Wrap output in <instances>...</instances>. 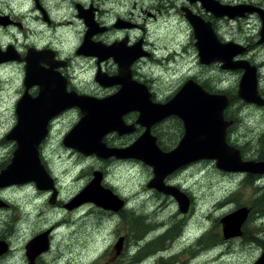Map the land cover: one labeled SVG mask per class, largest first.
I'll use <instances>...</instances> for the list:
<instances>
[{
  "label": "clouds",
  "instance_id": "clouds-1",
  "mask_svg": "<svg viewBox=\"0 0 264 264\" xmlns=\"http://www.w3.org/2000/svg\"><path fill=\"white\" fill-rule=\"evenodd\" d=\"M205 3L232 10L231 14L216 15ZM82 11L90 12L92 23L105 30L88 37L89 44L127 50L139 46L141 54L127 65L126 72L130 82L144 90L151 108H168L190 85L199 90L207 86L209 97L216 99L239 93L230 105L234 113L231 131L225 127L223 110L219 112L222 148L239 167L222 175L221 170L229 168L216 155L207 163L189 164L171 179L163 175L157 186L154 165L115 154L137 142L126 140L117 129L105 132L99 140L108 155L66 145L64 141L86 118L78 104H71L47 121L48 139L43 142L44 135L35 145L36 160L50 186L32 177L4 183L21 149L20 140L12 135L20 126L19 104L25 94L36 100L41 91L39 84L28 87L25 83L30 51L51 54L57 66L43 61L39 66L65 81L66 95L97 102L114 95L98 77L120 76L121 65L114 56L101 59L80 51L91 30ZM188 13L210 22L219 48L244 49L232 62L251 61L264 86V0H0V202L4 205L0 206V264H108L110 260L182 264L184 259L188 264H264V214L257 211L248 222L251 239L233 231V220L249 201L264 197V176L251 187L244 185L250 168L264 170V103L249 102L240 95L243 74L226 67L225 60H205ZM10 49L19 59H4ZM29 88L37 90V95L30 97ZM117 88L122 90L123 84ZM137 115L140 121V109ZM178 120L184 124L182 132ZM139 124L146 130L154 127L156 141L174 152L183 141L178 138L187 135L184 120L173 112L158 124ZM105 135L111 141L108 146ZM106 159L111 163L105 164ZM90 168L94 175H82ZM93 183L122 202L123 211L144 217L145 224L156 227L139 239L132 233L122 251L118 230L124 218L118 211L98 216L100 204L81 199ZM242 192L248 199L238 204L234 197ZM184 194L195 201L191 216L180 199H185ZM179 221L185 222L179 236L168 239L165 248L136 259ZM217 225L223 238L204 246L202 241Z\"/></svg>",
  "mask_w": 264,
  "mask_h": 264
},
{
  "label": "water",
  "instance_id": "water-1",
  "mask_svg": "<svg viewBox=\"0 0 264 264\" xmlns=\"http://www.w3.org/2000/svg\"><path fill=\"white\" fill-rule=\"evenodd\" d=\"M204 6L214 11L216 15H220L223 12H230L231 14L232 11L221 9L211 3H205ZM189 15L188 13V18L197 28V35L200 37L199 47L201 49V55L205 60L214 58L223 59L225 60L226 67L231 68L233 71H241L244 83L240 95L249 100V102L264 103V101L259 100L261 97L258 94L257 83L256 87L254 85V80L257 82L256 68L248 61L240 60L233 63L231 60L234 55L243 53L244 50L234 46L219 48L215 44L214 37L210 32L211 24L203 21L201 17ZM85 49H87L86 45L81 51L83 52ZM119 49L118 47L105 49L100 45H96L93 48V51L95 50L96 52L95 55L100 56V53L104 52L105 57L109 55L114 56L121 65L120 76L111 79L104 76L98 77L100 83L106 87H112L119 83L123 84L122 90L109 96L105 101L97 102L87 98H76L74 95H66L64 85L62 87L60 86L61 88L58 87L59 90L56 89L54 93L47 92V90L42 88L36 100H32L25 94L18 107L20 126L12 134L20 140L21 149L16 154L17 158L13 162L12 167L5 173L3 177L4 183L32 177L38 179L42 185L48 184L50 186V182L47 181V177L43 174L36 160L35 145L46 133L45 122L71 104H78L85 111L86 118L70 133L64 143L66 145H72L84 153L96 151L102 156L109 154L105 151L104 146L99 143L100 138L105 132L117 129L121 135H124L133 131L134 126H128L123 121L125 114L129 112L137 113V109H140L142 111V117L140 121L138 117L136 124L141 127L143 126L139 122L141 124H150L151 122L155 124L163 118H168L172 112L179 115L185 122L187 135L185 137L182 135L181 139L183 141L177 151L174 152L173 149L168 152L161 151L155 143V137H152L149 133L150 128L146 130L143 127L145 131L139 137L142 138H137V142L132 148L128 150L122 148L119 152L115 153L125 158H141L146 163L154 165L157 172V180L153 183L157 184V186H159V179L163 175L168 177L183 166L198 160H210L212 156L216 155L222 156V166L229 168L221 171L229 172L239 167L235 159L223 150L221 143L223 125L219 122V112L221 110L224 112L227 106L226 97L223 99L210 98V93L203 88L199 90L190 85L168 108L153 109L147 103L144 90L134 83H131L129 74L126 72L127 65L131 63L137 54L127 55V53H123ZM12 58L17 59L15 55ZM34 67L35 62L28 60V76L25 81L28 87L34 80L36 73ZM237 98H239V93H237ZM35 116L42 117V124L39 125L36 122L40 121V119ZM181 123L184 127L182 121ZM227 125L229 127L231 122H228V124L225 123L226 128ZM39 130L41 131L40 133ZM35 133L38 136H34ZM92 174L94 175L95 173L93 172ZM249 174H264V170L250 168ZM96 175L98 180L99 174ZM162 191L174 190L162 189ZM81 199L95 200L100 204L99 206L102 209L109 211H118L122 207V202L98 188L96 183H93L82 195ZM180 199L184 200L186 213L189 208V199L186 195L185 199L183 197H180ZM77 202L74 201L73 204ZM0 206H4L3 202H0ZM249 211L247 207H244L241 214L233 220V231L237 234H241V225L246 221ZM120 243H122V239H120Z\"/></svg>",
  "mask_w": 264,
  "mask_h": 264
},
{
  "label": "flooded vegetation",
  "instance_id": "flooded-vegetation-1",
  "mask_svg": "<svg viewBox=\"0 0 264 264\" xmlns=\"http://www.w3.org/2000/svg\"><path fill=\"white\" fill-rule=\"evenodd\" d=\"M185 11H187V10H185ZM190 14V13H189ZM81 15L82 16H84L85 15V18H86V20H87V22H88V24H89V27H90V31H89V33L87 34V36H86V39H85V45H86V47H87V49H85V50H83V52L84 53H86V54H95L96 52H95V50L93 51V48H95L96 47V45H91V44H89L88 43V37H90L92 34H95V35H101L105 30L104 29H100V28H98V26H96L95 24H93L92 23V20H91V13L89 12V13H84L83 11L81 12ZM191 15V14H190ZM189 15V16H190ZM202 18V17H201ZM203 19V21H205V22H208V21H206L204 18H202ZM18 22V21H17ZM210 23V22H209ZM120 24L123 26L124 25V22H120ZM120 24H118L117 25V27H119V26H121ZM118 48H120L119 50H122V52L123 53H127V55H133V54H137V55H140L141 53L139 52V46L137 45V47L135 48V49H132V50H127V49H124L123 48V46H119ZM242 50H244V49H242ZM81 51V50H80ZM245 51V50H244ZM243 51V52H244ZM9 52H10V55L9 56H6V57H4V59H9V58H12L15 54L14 53H12L11 52V49L9 50ZM116 52V51H115ZM102 53V52H101ZM100 53V58L101 59H104V58H106L105 56H104V52L101 54ZM136 55V56H137ZM103 57V58H102ZM17 59H19L18 57H17ZM128 59V58H127ZM28 60L30 61V60H33L34 62H35V71H36V73H35V76H34V80H33V83L32 84H39L40 85V89H42V88H44L45 90H47V92H55L56 91V89H58V87H62V85H64L65 86V81L63 80V79H61L59 76H58V74H56V73H54V72H52L51 71V69H49L48 71H45L44 69H42L39 65H40V63L43 61V62H46V63H49L50 65H52V67H55V66H57L56 64H54L53 63V61H52V59H51V54L50 53H43V54H37V53H34V52H32V51H30V54H29V56H28ZM245 61V60H244ZM251 65H252V63H251V61H248ZM236 72H240L241 73V71H236ZM109 75H111V69H109ZM39 77V78H38ZM260 77H259V75H258V73H257V90H258V94L260 95V97L262 98V99H264V86H261L260 85V83H259V81H260ZM31 84V85H32ZM31 85H29V87L31 86ZM117 85L118 84H116V85H113L112 87H106V91H110V92H113L114 94H116L118 91H119V89L117 88ZM27 86V85H26ZM60 87V88H61ZM205 91H207L208 93H210V90L209 89H207V86H205L204 88H203ZM44 90V91H45ZM59 90V89H58ZM42 91V90H41ZM28 93H29V95L30 96H36L37 95V90H35V89H31V88H29L28 89ZM226 100H227V106H226V108H225V110H224V112H223V117L225 118V121H226V123L228 124V122H231V124L233 123V117H234V115H233V112H232V110H231V107H230V105L233 103V102H235L238 98H237V93H235L234 95L230 92V93H228V94H226ZM228 101H229V103H228ZM59 114V113H58ZM58 114H56V115H58ZM231 114L233 115V116H231ZM38 116V115H37ZM36 117V116H35ZM36 118H39L40 119V121H36V122H38V124L40 125V124H42L41 123V120H43L42 119V117H36ZM35 118V119H36ZM169 118V117H168ZM168 118H163V119H161L160 121H158V122H156L155 124H158L159 122H161L162 120H165V119H168ZM50 119V118H49ZM48 119V120H49ZM137 119H138V115H137V113L136 112H129V113H127V114H125L124 116H123V121H124V123L126 124V125H128V126H134V129H133V131L131 132V133H128V134H124L123 136L125 137V139L126 140H129V141H136L137 140V138H139L143 133H144V128L143 127H141V126H139V125H137L136 124V121H137ZM47 120V121H48ZM47 121L45 122V123H47ZM179 122V123H178ZM177 123V126L179 125V128L181 129V132H182V129H183V125H182V123H181V121H177L176 122ZM155 124H153V125H155ZM50 127H51V125L49 124L48 125V128L50 129ZM39 128V127H38ZM227 131H231L232 130V128H231V126H229L228 127V125H227ZM45 131H46V125H45ZM41 131L39 130V133H40ZM37 133V132H36ZM36 133H35V135L34 136H38V134L36 135ZM149 133H150V135L152 136V137H155V129H154V127H150V129H149ZM181 137H182V135L179 137V139H181ZM32 138V137H31ZM47 139H48V134H47V132L45 133V136L42 138V141L43 142H46L47 141ZM155 139H156V137H155ZM30 140V139H29ZM104 140H105V144H106V146H108V145H110V143H111V141L109 140V138H108V136L106 135L105 137H104ZM155 143H156V145L158 146V148L161 150V151H164V152H168V151H170V150H172V148L169 146V147H166V146H164V145H162V144H159L157 141H155ZM82 158V157H81ZM105 161H108V162H111L110 160H105ZM196 162H198V161H196ZM196 162H193V163H196ZM204 162L205 163H207V162H209V160H204ZM193 163H190V164H193ZM189 165V164H188ZM188 165H186V166H183V167H181V168H179V169H177L176 171H174L172 174H170L167 178H169V179H171V178H173V177H175V176H178V174L185 168V167H187ZM94 172V171H93ZM92 172V173H93ZM228 172H226V171H221V174L222 175H224V174H227ZM260 176H264V174H249V176H248V179H247V181L249 182V183H251V182H253L255 179H257V178H259ZM158 195H159V193H158ZM187 195V197H188V199H189V207H190V203H191V196L190 195H188V194H186ZM189 209V208H188ZM249 210H250V208H248ZM252 209V208H251ZM111 211H109V210H104V209H102V211H99V213L100 214H102L103 216L104 215H107V214H109ZM118 212L120 213V215L123 217V218H125V217H127V215H124V213H126L125 211H123L122 210V207H121V209L120 210H118ZM250 212V214L252 213V210L251 211H249ZM187 213V212H186ZM141 220L142 219H144V218H140ZM134 222H135V218H134ZM134 222H132V225L134 226V227H136L137 228V226L139 225L138 223H137V225H136V223H134ZM139 227H141V228H143V226H139ZM175 227V226H174ZM130 230H131V228H130ZM132 232L133 233H136V231H134V230H132ZM217 235L219 236V234L217 233ZM122 238V237H121ZM168 238V237H167ZM223 237H222V230H221V239H222ZM123 240V242H122V246H121V248H122V251L124 250V245H125V241H126V237H124V238H122ZM168 239H170V238H168ZM161 263H165V262H161Z\"/></svg>",
  "mask_w": 264,
  "mask_h": 264
},
{
  "label": "rangeland",
  "instance_id": "rangeland-1",
  "mask_svg": "<svg viewBox=\"0 0 264 264\" xmlns=\"http://www.w3.org/2000/svg\"><path fill=\"white\" fill-rule=\"evenodd\" d=\"M169 59H172V57H169ZM234 95V93H232ZM234 115V113H233ZM231 114V116H233ZM177 124V123H176ZM179 127V125L177 126ZM179 139V138H178ZM262 155H264V153H262ZM107 163H111L108 161H105V164ZM94 170L93 169H89L88 173H82V175L85 174H92ZM253 184V182L249 183L247 180L244 181V185L246 187H251V185ZM253 192L255 191H259V189H252ZM191 203H190V207L187 211V215L191 216L194 214V210H195V201L193 200V198L191 197ZM234 199L237 201V203L239 204L241 202V200H247V194L242 192L237 194ZM256 200L254 201H249V203L245 206L250 208V211L252 210L251 205H255ZM257 205V204H256ZM98 216H103L102 214H100L99 212H97ZM124 215H127V217L124 218V224L121 226V228L118 230V235L120 236V239L126 237V241H125V245H124V250L127 249L128 246V240H129V236L133 233L132 230L136 231L135 234V238L139 239L141 238L146 232H148L151 228L156 227V225H152V224H145L144 223V219H140L141 217L137 218L134 217L131 213H124ZM254 214H248L246 221L241 225V234L240 235H244L246 239H251V232L248 229V222L251 221V219L253 218ZM134 218H135V222H134ZM144 218V217H142ZM132 222L139 224V226H143V228L139 227L140 231L137 230L136 227H134L132 225ZM184 221H179L177 222L173 227L165 236L160 237L159 239L155 240L153 243L149 244L147 247H145L139 254V256L136 258L137 260H139L142 257H145L149 254L154 253L155 251H157L158 249H162L166 247V241L168 240V238H172V237H176L179 236L181 233V230L184 226ZM131 228V230H130ZM138 232V233H137ZM217 233L219 234V236L217 235ZM142 235V236H140ZM122 237V238H121ZM168 237V238H167ZM221 239V229L219 228V226L217 225L216 228H214L213 230V234H210L208 237H205L204 240L202 241V243L204 244V246H210L211 244L215 243L216 241ZM123 240V239H122ZM123 242V241H122ZM122 246V243H121ZM194 255V253H193ZM107 257V254L105 255V257H102L101 260H105ZM175 259H179V258H174ZM97 264H100V262L98 261ZM108 264H119V261H115V260H110L108 261ZM161 264H165V263H161ZM167 264H174V261H169L167 262ZM182 264H188V261L186 259L182 260Z\"/></svg>",
  "mask_w": 264,
  "mask_h": 264
},
{
  "label": "trees",
  "instance_id": "trees-1",
  "mask_svg": "<svg viewBox=\"0 0 264 264\" xmlns=\"http://www.w3.org/2000/svg\"><path fill=\"white\" fill-rule=\"evenodd\" d=\"M251 207H252V214H255L257 211H261L262 214H264V197H261L260 199L256 200L255 205H251ZM137 230L140 231L139 225L137 226Z\"/></svg>",
  "mask_w": 264,
  "mask_h": 264
}]
</instances>
